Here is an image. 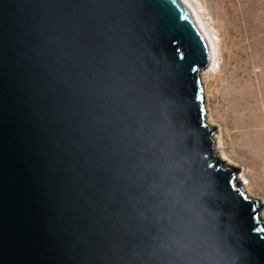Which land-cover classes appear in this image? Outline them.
<instances>
[{
	"label": "water",
	"instance_id": "water-1",
	"mask_svg": "<svg viewBox=\"0 0 264 264\" xmlns=\"http://www.w3.org/2000/svg\"><path fill=\"white\" fill-rule=\"evenodd\" d=\"M211 60L184 0H0V264H264Z\"/></svg>",
	"mask_w": 264,
	"mask_h": 264
},
{
	"label": "rangeland",
	"instance_id": "rangeland-1",
	"mask_svg": "<svg viewBox=\"0 0 264 264\" xmlns=\"http://www.w3.org/2000/svg\"><path fill=\"white\" fill-rule=\"evenodd\" d=\"M194 2L202 7L220 38L221 66L216 77L208 81L209 105L218 120L215 126L222 128L225 152L237 163V175L245 184L250 183L256 195L251 197L260 201L264 212V0ZM238 96L244 103L241 112ZM256 96L263 135L260 146L246 139L238 127L239 112H251Z\"/></svg>",
	"mask_w": 264,
	"mask_h": 264
},
{
	"label": "bare ground",
	"instance_id": "bare-ground-1",
	"mask_svg": "<svg viewBox=\"0 0 264 264\" xmlns=\"http://www.w3.org/2000/svg\"><path fill=\"white\" fill-rule=\"evenodd\" d=\"M184 1L191 8L194 15L198 19V21L201 25V28H202L205 36H206V39L208 40V43L211 47V51H212L211 64L206 69H204L202 71L201 77H202V81L204 84L206 101H207L206 102L207 121L211 125L215 126V125H218V120H216L213 117L212 110H211L210 105H209L210 91L208 88V81L210 78L213 79L216 77L215 75H217V71L219 70V68L221 66L220 38L218 37L217 33L215 32V29L213 28L212 24L209 22V19L206 17V14L202 10V7L198 6L194 2V0H184ZM224 13L226 14L225 11H224ZM238 99L240 101L242 100V98L240 96H238ZM242 105L244 106V103L241 101L240 105H239V106H241L240 112L242 110ZM259 107H260L259 100H258V97L256 96L253 100V103H252L251 112L248 113V111L243 110L242 113L239 112V117H238V127H241L243 129V134L245 133L244 134L245 138L248 140H251L252 142H255L256 144H258L260 141L262 142V139H263L262 132L259 129V124H260L259 120H258ZM214 138H215V150L217 151V158H219V160L221 162H224L225 167L229 166V167L236 168L235 166H237V163H235L233 160H231V158L225 152L222 128L217 129V132H216ZM258 145L260 146V144H258ZM224 154H226L225 155L226 157L224 156ZM260 158H259V160H261ZM262 163L263 162H261V164ZM255 165H257V164H255ZM236 180H238L241 183V186L245 189L248 196H250V197L256 196L252 192L250 183L245 184V182L238 175L236 177ZM261 216L264 219V212L261 213Z\"/></svg>",
	"mask_w": 264,
	"mask_h": 264
}]
</instances>
